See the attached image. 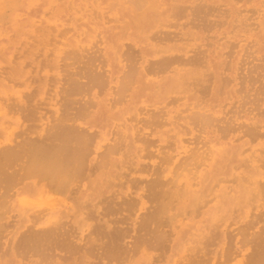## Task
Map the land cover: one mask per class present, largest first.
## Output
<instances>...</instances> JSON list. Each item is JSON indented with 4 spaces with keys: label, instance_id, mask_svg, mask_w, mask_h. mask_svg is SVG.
Here are the masks:
<instances>
[{
    "label": "bare ground",
    "instance_id": "1",
    "mask_svg": "<svg viewBox=\"0 0 264 264\" xmlns=\"http://www.w3.org/2000/svg\"><path fill=\"white\" fill-rule=\"evenodd\" d=\"M0 264H264V0H0Z\"/></svg>",
    "mask_w": 264,
    "mask_h": 264
}]
</instances>
